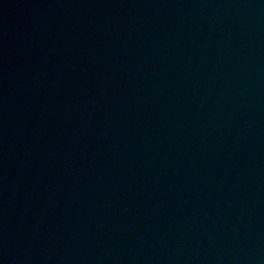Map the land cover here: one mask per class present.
I'll return each mask as SVG.
<instances>
[{"label":"water","instance_id":"1","mask_svg":"<svg viewBox=\"0 0 264 264\" xmlns=\"http://www.w3.org/2000/svg\"><path fill=\"white\" fill-rule=\"evenodd\" d=\"M0 264H264V0H0Z\"/></svg>","mask_w":264,"mask_h":264}]
</instances>
